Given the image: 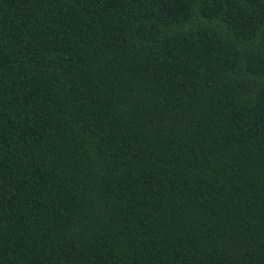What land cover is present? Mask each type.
<instances>
[{
  "label": "trees",
  "instance_id": "trees-1",
  "mask_svg": "<svg viewBox=\"0 0 264 264\" xmlns=\"http://www.w3.org/2000/svg\"><path fill=\"white\" fill-rule=\"evenodd\" d=\"M0 264H264V0H0Z\"/></svg>",
  "mask_w": 264,
  "mask_h": 264
}]
</instances>
